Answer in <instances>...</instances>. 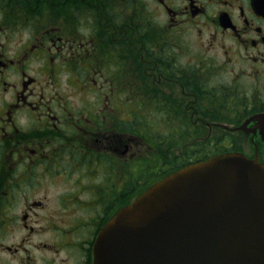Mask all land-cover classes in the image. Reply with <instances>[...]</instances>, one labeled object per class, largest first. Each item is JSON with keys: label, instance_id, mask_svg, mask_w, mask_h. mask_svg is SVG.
<instances>
[{"label": "flooded vegetation", "instance_id": "obj_1", "mask_svg": "<svg viewBox=\"0 0 264 264\" xmlns=\"http://www.w3.org/2000/svg\"><path fill=\"white\" fill-rule=\"evenodd\" d=\"M227 152L264 162V0H0V264H94L120 208Z\"/></svg>", "mask_w": 264, "mask_h": 264}, {"label": "water", "instance_id": "obj_2", "mask_svg": "<svg viewBox=\"0 0 264 264\" xmlns=\"http://www.w3.org/2000/svg\"><path fill=\"white\" fill-rule=\"evenodd\" d=\"M94 264H264V162L228 152L149 186L104 225Z\"/></svg>", "mask_w": 264, "mask_h": 264}, {"label": "rangeland", "instance_id": "obj_3", "mask_svg": "<svg viewBox=\"0 0 264 264\" xmlns=\"http://www.w3.org/2000/svg\"><path fill=\"white\" fill-rule=\"evenodd\" d=\"M177 153H178V147L174 145H170V149H169L170 159H172Z\"/></svg>", "mask_w": 264, "mask_h": 264}]
</instances>
